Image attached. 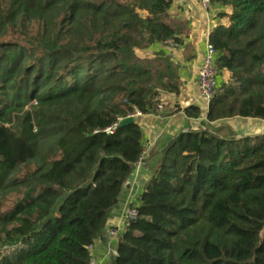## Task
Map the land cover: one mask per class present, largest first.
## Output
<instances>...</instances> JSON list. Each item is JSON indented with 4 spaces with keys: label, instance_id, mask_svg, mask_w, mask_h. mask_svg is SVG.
I'll return each mask as SVG.
<instances>
[{
    "label": "trees",
    "instance_id": "trees-1",
    "mask_svg": "<svg viewBox=\"0 0 264 264\" xmlns=\"http://www.w3.org/2000/svg\"><path fill=\"white\" fill-rule=\"evenodd\" d=\"M174 1L0 0V264H90L145 148L137 122L103 130L159 113L184 84L172 51L194 58ZM214 3L232 8L209 39L230 77L201 129L144 158L112 264H264V134L220 123L264 120V0Z\"/></svg>",
    "mask_w": 264,
    "mask_h": 264
},
{
    "label": "crops",
    "instance_id": "crops-1",
    "mask_svg": "<svg viewBox=\"0 0 264 264\" xmlns=\"http://www.w3.org/2000/svg\"><path fill=\"white\" fill-rule=\"evenodd\" d=\"M232 8L214 3L210 10L203 8L201 0H175L170 9L172 18L187 24L189 37L187 42L192 45L194 58L185 61L184 49H174L176 60L183 64V86L178 95H167L162 101L165 104L163 110L156 114H143L136 118L144 136V158L146 159L152 150L157 148L159 142L169 136H175L182 131L199 130L202 128V121L205 119V101L198 87L197 77L199 67L203 58L206 42L214 28L221 24H228V16ZM230 73L226 70L220 72L219 83L227 81ZM191 106L199 107L201 115L199 118L188 117L185 110ZM179 107V108H177ZM230 125L235 131L242 135L264 134V120L258 118L232 117L220 123ZM151 178V171L145 160L137 164L135 170L126 182L117 206L111 212L106 227L102 234L95 240L92 251V258L95 264H112L117 254L118 239L108 235L109 228L119 226L124 221L127 206L137 202L148 181Z\"/></svg>",
    "mask_w": 264,
    "mask_h": 264
},
{
    "label": "built area",
    "instance_id": "built-area-1",
    "mask_svg": "<svg viewBox=\"0 0 264 264\" xmlns=\"http://www.w3.org/2000/svg\"><path fill=\"white\" fill-rule=\"evenodd\" d=\"M201 4L204 9L210 10L214 5V0H201ZM217 59H218V50L215 45L209 40L205 44L203 58L199 67L197 83L198 87L201 91L202 97L205 101V109L206 111L209 109L210 104L214 97V92L219 84V75L220 70L217 67ZM165 104L163 102L158 104V109L163 110ZM143 113L139 110H136L133 114L128 115L127 117H140ZM126 117V118H127ZM125 118H119L118 122L113 124L112 126L104 129L103 131L109 134H113L118 126H120V122ZM144 160V155L138 164H142ZM138 217V209L135 202L129 204L125 211L124 221L119 226H113L109 228L108 235L113 239H120L126 229L131 225V223L137 219ZM94 246L90 247V251L92 252ZM90 264H95L94 259H91Z\"/></svg>",
    "mask_w": 264,
    "mask_h": 264
},
{
    "label": "water",
    "instance_id": "water-1",
    "mask_svg": "<svg viewBox=\"0 0 264 264\" xmlns=\"http://www.w3.org/2000/svg\"><path fill=\"white\" fill-rule=\"evenodd\" d=\"M135 122H136V118H134V117H127V118L123 119L120 122V126H125V125L132 124V123H135Z\"/></svg>",
    "mask_w": 264,
    "mask_h": 264
},
{
    "label": "rangeland",
    "instance_id": "rangeland-1",
    "mask_svg": "<svg viewBox=\"0 0 264 264\" xmlns=\"http://www.w3.org/2000/svg\"><path fill=\"white\" fill-rule=\"evenodd\" d=\"M33 103H35V101H34ZM28 107H29V106L26 107V110H27ZM36 132H37V128H36V126H35L34 129L32 130V133L35 134Z\"/></svg>",
    "mask_w": 264,
    "mask_h": 264
}]
</instances>
